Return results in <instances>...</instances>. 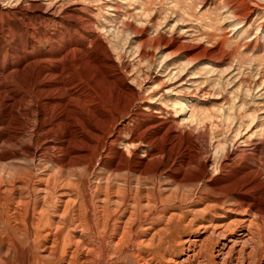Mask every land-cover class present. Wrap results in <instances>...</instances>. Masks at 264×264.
<instances>
[{"label": "bare ground", "instance_id": "6f19581e", "mask_svg": "<svg viewBox=\"0 0 264 264\" xmlns=\"http://www.w3.org/2000/svg\"><path fill=\"white\" fill-rule=\"evenodd\" d=\"M25 1L15 0L19 6ZM37 6L26 13L48 20V10ZM0 14L17 16L1 6ZM68 20L66 26L76 21ZM124 25L128 37L141 39L139 47L159 51L160 37L149 40L145 29ZM81 42L74 40L72 48L50 41L43 59L0 45V260L99 264L111 251L90 238L109 237L119 238L108 241L116 254L127 248L129 264H155L147 252L161 245V233L178 231L173 239L179 254L186 244V258L159 255V264H264V155L248 156L243 167L214 179L212 173L235 163L230 148L211 164L207 157L200 164L196 156L177 157L174 169L162 172L163 161L189 147L191 133L173 143L174 122L161 120L164 109L155 102L165 90L177 95L187 68L169 67L164 58L155 68L165 72L161 83L148 89L157 74L147 73L146 84L134 76L132 85L129 65L114 62L105 46L91 63ZM152 56L141 58L150 72ZM143 115L148 120L139 123ZM160 178L168 182L162 190L155 186ZM186 230L202 237L185 241Z\"/></svg>", "mask_w": 264, "mask_h": 264}, {"label": "rangeland", "instance_id": "374dc122", "mask_svg": "<svg viewBox=\"0 0 264 264\" xmlns=\"http://www.w3.org/2000/svg\"><path fill=\"white\" fill-rule=\"evenodd\" d=\"M0 6L18 16L0 14V45H4L8 53L12 48L16 54L24 49L33 57L43 59L50 52V41L57 42V45L68 43L75 48V40L82 41L80 50L87 55L89 62L95 63L100 60L95 56V50L105 46L114 62L129 65L130 84L133 85L130 79L134 76L139 75L141 84H146L143 79L148 74H157L158 78L146 85L154 90L165 73H157L155 68L164 58L169 67L187 68L184 80L176 84L177 95L165 90L164 98L155 97L156 101L161 100V103H155L164 109L161 120L174 122L175 128L169 135L174 139L173 143L187 140V133H191L189 147L181 149L179 155L169 161H163L162 172H171L177 157L196 156L199 164L207 157L211 164L231 150L230 158L235 163L223 169L224 172L212 173L214 179L243 167L248 156L264 155V0H26L22 6L15 0H1ZM36 6L48 10V20H38V14H27ZM68 17L76 21L72 20L66 26ZM86 22L91 23V28ZM129 23L136 30L145 29L149 40L160 37L159 51L154 52L149 46L139 47L141 39L128 37L124 24ZM144 52L154 55L151 72L147 64L141 62ZM30 106L36 107L34 103ZM137 120L141 123L148 117L139 116ZM119 123L124 126L128 119ZM135 124L130 123L132 127ZM126 137L128 134L124 135ZM194 166L192 163L191 167ZM162 179L155 184L160 190L168 183ZM145 184L147 190H153L149 180ZM153 227L160 231L163 225L154 224ZM173 234L167 237L161 233V245L151 252L149 250L145 257L153 259L155 264H159L160 256L166 261L179 257L184 260L187 246L185 244L179 254L173 239L178 231ZM182 235L180 237L185 241L202 237L201 233L189 230ZM91 239L93 245L105 244L111 251L108 257L99 260V264L130 263L127 248L116 250L122 251L120 254L112 251L109 242L114 240L116 243L119 238ZM66 250L72 248L68 246ZM24 260L21 258L20 262L23 264ZM0 264H6V261L0 260Z\"/></svg>", "mask_w": 264, "mask_h": 264}]
</instances>
